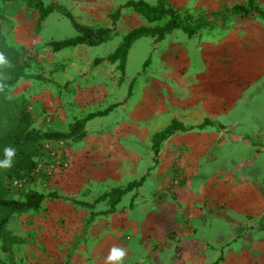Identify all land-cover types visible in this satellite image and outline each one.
Masks as SVG:
<instances>
[{"label":"crops","instance_id":"1","mask_svg":"<svg viewBox=\"0 0 264 264\" xmlns=\"http://www.w3.org/2000/svg\"><path fill=\"white\" fill-rule=\"evenodd\" d=\"M64 1L86 27L112 28L111 16L119 11L114 36L123 23L133 25L131 30L148 26L126 7L132 0ZM168 1L207 27L192 37L177 31L163 45H153L161 48L160 69L145 66L147 72L132 79L123 95L127 60L122 81L117 64L103 61L89 73L96 84L76 87L74 96L61 88L51 93L60 114H66L69 104L82 109L87 102L88 107L104 104V110L114 107L97 119L119 110L127 118L106 122L113 128L108 132L89 131L104 124L96 118L88 122L91 127L87 123L82 144L67 150L71 168L54 176L58 196L88 203L87 197L95 200L126 187L129 183H115L139 169V155L131 151L138 141L146 143L142 146L157 166L148 168L142 186L127 194L131 203L125 209H118L122 199L111 212L106 202L107 210L92 213L90 222L91 213L69 209V204L65 211L42 214L45 223L33 225L37 240L28 248L34 252L28 264H105L113 247L125 250L124 264H264V0H253L258 10L244 16L232 9L248 6V0ZM28 24L22 23L25 36L34 28ZM69 70L79 73L75 63L63 71L68 75ZM107 80L115 82L113 89ZM136 84L142 96L128 110ZM173 119L192 130L170 136L155 156L152 138ZM227 138L258 143L247 150L242 164L221 165L211 158L208 167L202 156L219 154L220 142ZM149 178H160L163 191L151 193L158 202L150 209L141 196Z\"/></svg>","mask_w":264,"mask_h":264},{"label":"rangeland","instance_id":"2","mask_svg":"<svg viewBox=\"0 0 264 264\" xmlns=\"http://www.w3.org/2000/svg\"><path fill=\"white\" fill-rule=\"evenodd\" d=\"M41 1L45 6L54 4L59 8L60 11L67 10L73 16L74 20L78 24L82 25V20L78 17L77 13L70 11L67 1ZM132 1H142L151 6L156 5V0ZM167 2L169 6L172 7L168 0ZM126 7L130 8L128 6ZM174 9L177 10L181 16L186 15L187 17L192 18V20H195L194 14H190L188 11H180L177 8ZM0 10L2 15V17H0V34L11 38L14 43L22 47L24 50L25 59L28 60L32 65L30 70L31 76H29L27 79L21 80L13 90L12 95H23L27 98L28 111L32 115L34 127L36 129L40 131H67L74 123L80 121L85 115L89 113L102 112L104 110V107L106 106L104 104H98L97 106L92 105L88 107V103L86 102L85 104H82V107H80L82 109H77L74 104H69L67 105V107H65L66 114H60L58 113V109L61 108V106H58L53 101L51 93L53 91L57 92V89L61 88L64 90L63 92H65V94L70 93V96H74L76 87H79L81 89L85 85L96 84L95 78L90 81V79L92 78L91 76H89L90 70L103 61L110 63L107 60V57L112 54L115 49L121 44L123 37L129 32V30H131V28H133V25H128L127 23L121 24L117 29L115 36L113 33L112 38L100 46L88 47L79 45L75 49H68L59 53H53L52 50L48 48V43L59 42L77 36V32L73 28L70 20L61 12H53L38 27V13L35 10L13 2H0ZM116 12H118L119 15V11ZM22 23H29L27 26H29L30 23L34 25V28H29V34L26 36L24 34V32L26 31L23 28H26V25H22ZM150 26L152 27L155 25ZM204 29H199L198 32H202ZM181 36L183 37V39L187 38L185 34H181ZM190 42L193 43V41ZM157 43L158 42L152 43L151 38H141L136 41L130 48L127 57L125 84H123L120 89V92L123 93V95L129 90V83L131 82V80L143 74L146 67L151 70H157L161 68V63H159L158 60V53L161 51V48H153V45ZM159 45H163V43L161 42ZM72 63H75L76 67L78 66L79 73L75 72L74 74L69 70L67 75L63 70H65L66 66H69ZM146 63L147 65L150 63V65L147 66L145 65ZM148 68L146 69V72ZM111 83L114 84L115 82L108 81L107 85L109 88L111 87V89H113ZM137 85L138 84L134 86L132 85L131 87V97L127 101L128 110H130L135 104H138L140 102L142 93L139 85ZM40 100H43V102H45V105L41 104L42 102L40 103ZM116 120L127 121L126 111L119 110L113 112L108 117L102 119L96 118L94 122L102 121L104 124L100 126L94 125L93 130L90 129L89 131L95 133L100 129H102V132H108L110 130L112 131L113 128L108 123H113ZM88 124H86V126ZM89 126L91 127L92 125L89 124ZM162 128L160 130H162ZM84 139L85 138L83 137L63 142L44 141L42 143V155L37 159V165L32 174L33 182L30 183L25 180H12L8 182V195L13 199L21 198L25 194V192L30 189H33L45 195L44 209L42 211H39L38 213H28L25 215L16 216L9 223V231L14 236H16L19 241L18 244L14 246V259L18 263L28 264L29 261H31L32 257H34V252H28V248L32 246L33 241H35L36 239L34 236L35 233L33 231V225H40V223L44 224V215L51 212V209L53 211H56L58 208H61L65 211L67 209L66 204H69V209L74 208L82 210L88 215L90 213L92 214L94 212L107 210V205L105 204L106 201H103L104 203L98 202V200L103 195L95 200H92L89 197L86 198V201L88 202L87 204L92 205V208H84L82 206L73 204L72 201L76 200L68 197L67 195H59L63 198V200L54 197V195L58 196L53 186L54 176L56 175L55 171L63 163L68 164V168L65 171H68L71 168L67 150L72 149L73 147L76 148L77 146L81 145ZM254 143L258 142L256 140H247L242 142L234 140L233 138H227L225 143L220 142L221 145L218 148L219 154L216 155V151H213V156L211 157V153L209 152L207 155L204 154L202 156V159L208 167L212 162L211 158L216 159V162L221 165L233 166L234 163L242 164L244 159L247 157V150L254 148ZM45 144H48L49 148H46ZM142 145H146V143L143 141H138L137 146L131 149V151H134L139 155V169L130 174L126 173V177L119 181V183H115L118 187H123L127 183H130L136 179L140 180L141 176L146 174L148 168L157 166L156 161L154 160L155 158H153L152 154H149V152L147 153L146 149ZM128 149L130 150V148ZM262 159H264V157H262ZM49 171L52 172L50 175L47 174V172ZM150 174L152 177L153 169H151ZM158 180L161 181L160 178L156 180H154L153 178H149L141 190V196L143 195L144 198L150 202L147 203L149 205V209L151 207L153 208V206H155L158 202V198H154L153 196H151V193L155 191L159 195L163 194V191L161 190V184L157 182ZM14 181H18L19 186H14ZM130 203L131 196H124L118 206V209H125L129 206ZM92 215L89 222L95 217V214L93 216ZM29 228L33 232H31L32 235L30 234ZM125 238L126 236L124 237V240ZM40 256L42 257L43 255L41 254ZM39 261L40 260H38V262Z\"/></svg>","mask_w":264,"mask_h":264},{"label":"trees","instance_id":"3","mask_svg":"<svg viewBox=\"0 0 264 264\" xmlns=\"http://www.w3.org/2000/svg\"><path fill=\"white\" fill-rule=\"evenodd\" d=\"M1 3H16L26 6L38 13L37 26L53 12H61L67 17L77 36L59 41L50 42L48 48L53 53L68 49H74L79 45L88 47L100 46L109 41L118 22V12L111 17L112 28L86 27L79 25L67 10H59L54 4L45 6L41 0H0ZM127 6L144 18L148 26L135 28L129 31L122 39L121 44L107 57L110 63L117 64L121 81L125 74L127 55L132 45L141 38L155 39L156 42L165 40L177 31L192 37L199 29L207 25L201 20L181 16L177 10L170 7L167 0H156V5L151 6L145 2H128ZM258 10L254 7L253 0H248V6H236L232 12L247 15L250 11ZM0 17L1 10H0ZM155 25V26H150ZM0 52L9 60L10 67L0 70V83L4 85L0 90V154L5 146L15 147L17 155L11 169H0V264H21L14 259V246L18 244V238L9 231V223L16 216L28 213H38L44 209L45 195L30 189L19 199H13L8 195V182L12 180H25L33 182L32 174L37 165V159L42 155V143L44 141L63 142L86 135L85 126L91 120L104 117L113 110L110 107L102 112L89 113L80 121L74 123L67 131L46 130L40 131L34 127L31 113L28 111V100L25 96H13V90L21 80L31 76V63L25 59L22 47L14 43L11 38L0 34ZM99 62V61H97ZM208 123L200 125L203 129ZM192 129L185 128L176 120H171L162 131L152 138V150L156 156L162 143L177 132H185ZM2 158V155H0ZM145 178L133 181L123 189H113L103 195L98 202L106 201L109 212L114 211L122 197L140 188ZM53 196V195H49ZM55 198H60L54 195ZM73 204L84 208H92V205L72 201Z\"/></svg>","mask_w":264,"mask_h":264},{"label":"clouds","instance_id":"4","mask_svg":"<svg viewBox=\"0 0 264 264\" xmlns=\"http://www.w3.org/2000/svg\"><path fill=\"white\" fill-rule=\"evenodd\" d=\"M10 67L8 58L0 52V70ZM4 85L0 83V90H3ZM2 158H0V169H11L14 165V158L17 155V150L12 146H5L2 149ZM126 252L123 248L113 247L110 249L108 256L105 258V264H124Z\"/></svg>","mask_w":264,"mask_h":264},{"label":"built area","instance_id":"5","mask_svg":"<svg viewBox=\"0 0 264 264\" xmlns=\"http://www.w3.org/2000/svg\"><path fill=\"white\" fill-rule=\"evenodd\" d=\"M45 147H46V148H49V145H48V144H45ZM52 155H53V152H52ZM67 168H68V164H67V163H63L61 166H59V167L57 168V170H56L55 172H56V173H57V172H62V171H65ZM51 173H52L51 171L47 172L48 175H50ZM13 185H14V186H19V182H18V181H14V182H13Z\"/></svg>","mask_w":264,"mask_h":264}]
</instances>
